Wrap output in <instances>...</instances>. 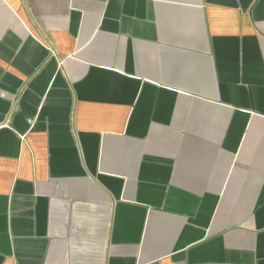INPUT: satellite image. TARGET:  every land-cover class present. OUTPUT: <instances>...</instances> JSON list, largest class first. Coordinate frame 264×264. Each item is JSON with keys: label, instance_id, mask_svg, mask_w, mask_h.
Returning a JSON list of instances; mask_svg holds the SVG:
<instances>
[{"label": "crops", "instance_id": "0c3cea01", "mask_svg": "<svg viewBox=\"0 0 264 264\" xmlns=\"http://www.w3.org/2000/svg\"><path fill=\"white\" fill-rule=\"evenodd\" d=\"M0 264H264V0H0Z\"/></svg>", "mask_w": 264, "mask_h": 264}]
</instances>
